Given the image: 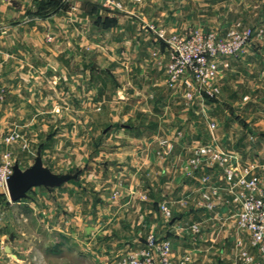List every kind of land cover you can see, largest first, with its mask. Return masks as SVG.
Here are the masks:
<instances>
[{"label": "rangeland", "instance_id": "obj_1", "mask_svg": "<svg viewBox=\"0 0 264 264\" xmlns=\"http://www.w3.org/2000/svg\"><path fill=\"white\" fill-rule=\"evenodd\" d=\"M190 1L194 6L195 20L203 26L193 24L180 32L168 33L184 34L201 29L227 39L232 31L251 30L252 36L238 56H252L254 53L249 54L251 47L256 48L255 67L251 66L250 71L259 81L256 83L261 89L259 93H251L250 96L248 93L246 98H242L229 97L230 91L226 89L223 92L220 79L222 60L228 57L221 60V71L209 88V85L198 83L192 87L183 83L171 87L165 61H162L168 88L161 89L147 84L151 82L149 76H159L156 70H151L138 58L128 61V64L112 65L115 60L108 55H105L107 59L99 57L101 53L95 49H59L53 58L55 78L46 80L44 70L42 72L44 66L33 67L29 62L43 59L44 51L32 55L29 51L19 52L23 62L16 67L13 60L18 54L9 51L6 58H1L0 51V138L8 132L19 135L16 143L5 147L12 149L16 161L23 168L33 164L38 152H41L45 165L53 171L78 173L76 179L51 191L43 186L35 187L28 198L19 202L11 201L9 193L0 188V257L4 255V245L7 244L21 251L24 264L29 263L31 252H38L39 256L37 260H31L33 264H115L117 254L108 252L109 239L141 231L147 237L157 230L156 226L144 224L145 215L139 204L150 200L159 218L169 223L171 220L163 217L160 205L167 203L174 209L173 203H176L181 208V201L187 198L177 200L168 187L165 191L161 190L163 169L172 171L168 183L174 182L173 173L180 176L181 169L185 171V176L194 172L190 159L197 146L192 147L191 152L185 144L196 139L187 125L190 119H194L188 109L198 101L214 103L210 111L219 121V126L211 124V127L215 126L214 130H207L205 116L199 114L194 119L201 125L199 134L202 144L214 145L220 151L256 152L254 156L264 159V0ZM156 38L155 43H163L157 35ZM164 50L165 44L161 54L166 57ZM75 53L84 56L89 64L99 61L103 65V76L96 81L57 78L61 64L68 63L71 68L69 60L73 59L75 63ZM87 68L90 69L89 66ZM35 72L38 75L36 78L29 76ZM8 73L11 76H7ZM255 77L246 85H253ZM130 81L138 90L133 96L137 98L132 99L136 107L153 106L151 98L150 101L140 98L142 91L169 94L167 114L143 112L131 115V110L135 109L131 99H120L115 94L117 86H124L126 91H130L133 88ZM209 89L214 91L213 95L208 93ZM173 93L176 94L173 96ZM198 96L201 98L198 99ZM160 118L163 124L159 131L157 123ZM180 121L185 123L184 129L175 130L172 134L173 129L180 126ZM146 123H149V129H142L141 125ZM125 124H130L133 129L125 128ZM183 138L186 140H181ZM163 139L168 140L167 145L162 144ZM211 141L214 144L208 143ZM243 159L250 158L245 156ZM147 189L148 192H145ZM78 216L85 225V233L79 241L75 237L68 241L58 227H53L61 223L66 225L69 221L70 228L74 229ZM132 220H137L133 226ZM182 227V234L191 238L187 248L207 249L212 257H209L208 263L213 264L230 263L237 252L236 237L247 238L246 232L234 225L204 223L198 231L188 225ZM194 235L198 236L196 242L192 240ZM205 261V257L198 256L194 262L206 264Z\"/></svg>", "mask_w": 264, "mask_h": 264}, {"label": "crops", "instance_id": "obj_2", "mask_svg": "<svg viewBox=\"0 0 264 264\" xmlns=\"http://www.w3.org/2000/svg\"><path fill=\"white\" fill-rule=\"evenodd\" d=\"M238 1L245 2L247 0ZM115 2L118 5H115L110 0H0L1 58H6L7 52L9 51L14 52L15 55L18 54L17 58L13 60V65L16 67L20 66L23 62L19 52L29 51L32 55L35 54V52L44 51L45 56L43 59L41 58L39 61L29 62L33 67L34 65L38 67L42 64V66H44L42 72L43 70L45 72L43 75L45 76L44 79L48 80L55 78V62L53 58L56 50L79 51L84 48L95 49L101 53L99 57L107 59L105 55H108L112 60H115L112 65L128 64V61L138 58L142 63L146 64V66L151 67V70H156L155 72L159 76L158 78L149 76L148 78L149 80L151 79V82L147 84H153V86H157L161 89L168 88L166 85L167 76L165 75L162 64V61L166 62V57L161 54V48L163 49L164 44L155 43V39H157L156 34L160 30L180 32L188 26H193V24L195 26H203V23L199 24V22L197 23L195 20V12L193 11L194 6L191 5V1L115 0ZM157 50L158 53L154 54ZM255 52L256 48L252 46L249 52V54L254 53L252 56L245 54V56H247L245 57L241 54L238 57H228L222 60V73L220 78L221 89L223 92L225 89L230 91L229 97L242 96V98H246L248 95L250 96L251 93L256 95L261 91L259 85L256 84L259 82L256 80L257 77L250 71L251 66L255 67L253 64L257 58ZM75 56L77 57L75 63L73 59L69 60L71 62V68L68 63L60 65L61 69L56 73L57 78L61 77L68 81L77 79H93V81H96L100 79L101 75L103 76V65H101L99 61L94 60L92 64H89L85 61L86 59H84V56L78 55V53H75ZM5 66L8 65L6 64ZM88 66L90 69L87 68ZM36 72L30 73L29 76H34L36 78V76H38ZM19 73L22 74V72ZM7 76H11L10 73H8ZM254 77L255 79L252 81L253 85H246V83H249L250 79ZM129 83L135 89L130 88V91H126L124 86H117L115 88V94L120 99H131L133 108H135L131 110V115L143 112L145 114H167L165 110L169 108L168 105H166V102H169L170 99L169 94L156 91H154L155 93H144L142 91V96L140 98H146L148 101H150L151 98L153 106H147L145 108L136 107L132 99L137 98L133 96L138 93V90H136L133 82L130 81ZM176 93H173V96ZM199 98H201V96H198V99ZM193 104L194 105L191 106L188 111L194 119H196L199 114L205 116L207 118V130H214L216 125L219 126V121L212 116L210 111L214 103L210 101H198L196 104ZM247 109L249 108H246V110ZM180 119L183 120V117H180ZM186 119L188 120V117H186ZM194 119H190L191 122L187 125L188 129L193 130L196 138L191 141L190 144H185L187 145L186 149L189 151H191L192 147L202 144L199 134L201 125ZM180 123V126L173 129L172 134L175 130L184 129L183 126L185 127V123L183 121H180ZM157 124L158 126H156L160 131L161 125L163 124L161 118L158 119ZM211 124L216 125L211 127ZM149 127V123L141 125L142 129H149ZM125 128L133 129L130 124H125ZM186 136H188V134ZM223 138L228 137L224 136ZM239 139L240 138L237 140ZM181 140L185 141L186 138ZM208 143L214 144L212 141ZM181 145L184 146L183 143ZM230 152L234 155L232 162H235L237 158L243 159L245 156L250 158L246 160H252L256 157L254 156L256 152L253 154L241 153L233 150H230ZM174 163H176V160ZM174 165L176 166V164ZM176 171L178 170L176 169ZM168 172L170 173L169 175H167ZM171 173L172 171H165V169H163L161 190L165 191L168 187L176 195L175 197L177 200H183L184 197L187 199L183 200L185 202H179L181 208L176 206V203H173L174 218L169 221V223H165V221L159 218L158 212L155 210L150 200L143 204H139V209L142 211L143 215H145L144 224L146 226H156L157 230L154 232L157 231L156 233L158 235L166 236L170 240L172 239L176 261L188 256L189 259L186 261V264H196L194 262L195 259L201 256L205 257L206 264H213L208 263L210 262L209 257L211 256L207 249L191 250L187 248V243L191 242V238L182 234L184 230L182 226L188 225L192 227L193 225H197L199 227L204 223L211 225L216 224L218 226H231L232 223H229L227 219L230 209L229 207L226 208L222 206L220 207L221 209L219 208L218 212H213L204 208L202 202H198L197 178L204 174L202 171H196V177L194 178L192 173L185 176V171L181 169L180 176L175 175L176 172L173 173L174 175H172V178L174 182L168 183V178L171 177ZM207 174H210L212 179H216L217 177L216 171L211 170L208 171ZM181 178H183V180ZM180 181L181 183H179ZM51 190L52 189H48V191ZM148 190L149 189L145 190V192H148ZM129 194L132 196V193ZM183 203L186 204L183 205ZM80 219L81 218L78 216L77 225L74 229L70 228L69 221H67L68 223L66 225L61 223L59 226L54 225L53 227H58V231L61 232L63 236L67 237L66 239H68V241L72 237H75L76 240L79 241L80 237L85 233V225ZM135 222H137V220H132L131 226H133ZM127 225L130 224L127 222ZM142 232L143 231L138 234L131 232L129 235L112 237L109 239L110 244L108 252H111V254L115 253L118 256L119 254L117 252L125 249L129 244H143L146 236H144ZM232 236L235 238L234 234ZM197 237V235L196 237L194 235L192 240L194 239L195 242L198 241ZM199 237L204 238L205 236L200 235ZM139 240L142 241L139 242ZM4 246L5 253L0 257L1 264H24L20 250H17L14 245L5 244ZM7 246L10 247V250L7 249ZM38 257V252H31L28 264H33L31 260H37ZM199 264H201V262Z\"/></svg>", "mask_w": 264, "mask_h": 264}, {"label": "built area", "instance_id": "obj_3", "mask_svg": "<svg viewBox=\"0 0 264 264\" xmlns=\"http://www.w3.org/2000/svg\"><path fill=\"white\" fill-rule=\"evenodd\" d=\"M118 5L115 0H110ZM165 44L164 64L168 84L176 87L213 86L221 69L224 57L238 56L252 36L251 30L232 31L229 38L222 39L213 31L193 29L184 34L160 30L156 34ZM158 50L154 52L157 54ZM218 91V90H216ZM213 95L214 91L208 90ZM19 135L8 132L0 138V188L8 191V178L17 162L13 151L5 145L16 143ZM167 145L168 140L163 139ZM233 153L220 151L211 144L197 146L190 159L196 171L204 174L197 178L198 202L207 210L218 212L220 207H229L228 221L245 231L247 238L236 237L237 252L228 264H264V159L237 158ZM216 171L212 179L208 171ZM221 209V208H220ZM160 210L166 220L174 218L170 205L163 203ZM234 223V224H233ZM192 228L198 231L199 227ZM189 257L176 261L172 241L166 236L150 232L141 245H127L117 256L115 264H186Z\"/></svg>", "mask_w": 264, "mask_h": 264}, {"label": "water", "instance_id": "obj_4", "mask_svg": "<svg viewBox=\"0 0 264 264\" xmlns=\"http://www.w3.org/2000/svg\"><path fill=\"white\" fill-rule=\"evenodd\" d=\"M78 173H58L46 166L41 152H38L35 161L23 168L19 162L13 166V173L8 178V191L11 201L19 202L29 197V192L35 187L53 189L76 179ZM13 237V235H12ZM10 250V247L7 246Z\"/></svg>", "mask_w": 264, "mask_h": 264}]
</instances>
